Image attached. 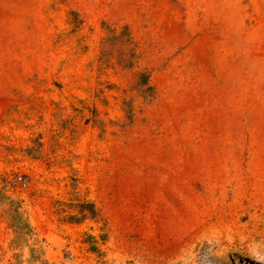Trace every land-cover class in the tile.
Masks as SVG:
<instances>
[{
	"label": "rangeland",
	"instance_id": "rangeland-1",
	"mask_svg": "<svg viewBox=\"0 0 264 264\" xmlns=\"http://www.w3.org/2000/svg\"><path fill=\"white\" fill-rule=\"evenodd\" d=\"M264 264V0H0V264Z\"/></svg>",
	"mask_w": 264,
	"mask_h": 264
},
{
	"label": "trees",
	"instance_id": "trees-1",
	"mask_svg": "<svg viewBox=\"0 0 264 264\" xmlns=\"http://www.w3.org/2000/svg\"><path fill=\"white\" fill-rule=\"evenodd\" d=\"M200 256L203 264H263L240 250H231L217 256L204 249Z\"/></svg>",
	"mask_w": 264,
	"mask_h": 264
}]
</instances>
